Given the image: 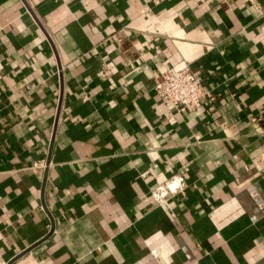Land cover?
Returning a JSON list of instances; mask_svg holds the SVG:
<instances>
[{
	"label": "crops",
	"instance_id": "1",
	"mask_svg": "<svg viewBox=\"0 0 264 264\" xmlns=\"http://www.w3.org/2000/svg\"><path fill=\"white\" fill-rule=\"evenodd\" d=\"M0 258L264 264V0H0Z\"/></svg>",
	"mask_w": 264,
	"mask_h": 264
},
{
	"label": "built area",
	"instance_id": "2",
	"mask_svg": "<svg viewBox=\"0 0 264 264\" xmlns=\"http://www.w3.org/2000/svg\"><path fill=\"white\" fill-rule=\"evenodd\" d=\"M201 81L202 76L193 72L188 65L168 66L155 79L154 88L159 96L176 107L196 108L200 106L203 96L207 95ZM41 165L42 162H35L32 167L39 168ZM185 177L183 170L176 172L164 182L157 184L148 197L151 200L164 202L168 196L183 191L186 185ZM5 263L0 258V264Z\"/></svg>",
	"mask_w": 264,
	"mask_h": 264
}]
</instances>
